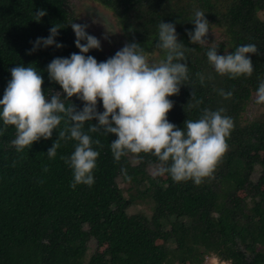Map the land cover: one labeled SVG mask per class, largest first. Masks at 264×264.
Listing matches in <instances>:
<instances>
[{
	"label": "trees",
	"instance_id": "16d2710c",
	"mask_svg": "<svg viewBox=\"0 0 264 264\" xmlns=\"http://www.w3.org/2000/svg\"><path fill=\"white\" fill-rule=\"evenodd\" d=\"M69 1L0 0V97L11 78L10 69L17 64L41 72L46 95L60 91L49 81L46 67L55 57L79 52ZM94 1L115 13L128 43H138L144 53L158 51L163 59L157 46L158 25L174 24L183 44L188 80L178 94L168 97L173 107L166 118L182 128L186 119H198L205 108L223 109L222 114L233 121L228 147L211 177L198 185L187 180L172 187L147 172L160 163L151 153L129 152L115 160L110 150L115 134L104 141L102 129L89 132V124L96 123L93 118L84 123L83 131L99 141L92 145L99 152L94 183L70 187L72 170L62 157L71 154L77 141L67 138L71 121L65 114L50 138L34 141L20 152L11 144L14 126H5L0 133V264H201L205 255L230 264H264V190H260L264 159L255 166L249 158L255 149L264 151V111L246 124L241 121L242 111L264 80V0ZM41 9L45 15L37 21L35 13ZM196 10L204 12L209 28L223 30L224 42L211 46L189 41L186 30L193 29L190 21ZM53 25L59 28L55 40L62 47L30 52L32 42L47 37ZM247 43L257 47V53L246 54L253 65L250 76L219 75L207 60L209 47H217L223 55ZM85 55L98 62L111 57L101 48ZM221 90L232 95L225 98ZM69 100L64 101L66 107L72 103L81 110L83 102L75 95ZM97 111H103L99 100ZM61 130L65 138L59 137ZM54 141L59 147L49 159L47 150ZM255 173L258 179L253 178ZM120 177L130 179L136 191L116 202L111 185ZM252 187L253 193L235 199ZM132 204H148L151 215L141 210L131 220L127 210ZM91 225L108 232L107 247L88 257L91 236L86 226Z\"/></svg>",
	"mask_w": 264,
	"mask_h": 264
},
{
	"label": "clouds",
	"instance_id": "9594fccd",
	"mask_svg": "<svg viewBox=\"0 0 264 264\" xmlns=\"http://www.w3.org/2000/svg\"><path fill=\"white\" fill-rule=\"evenodd\" d=\"M38 20L45 15L44 10L35 13ZM190 21L194 25L186 30L189 41L203 45L209 31V23L204 12L196 10ZM74 32V45L79 52L68 57H55L46 67L49 81L60 86V91L46 95L42 90L43 77L36 67L17 64L10 69L11 78L0 97V133L4 127L15 128V138L11 144L17 152L30 147L34 141L52 136L65 114L71 121L67 138L77 141L68 157H62L72 170L70 187L77 184L91 186L94 183L93 170L99 155L89 134L83 131L84 123L88 131L100 129L104 134H115L110 150L115 160L127 153H151L160 162L156 174L167 173L173 181L191 180L200 184L205 177H211L218 161L227 149L228 137L233 121L223 115V109H203L198 119H186L178 128L166 118L173 107L168 99L179 93L181 85L188 80V66L184 63L182 41L177 38L173 23L161 21L158 25L157 46L164 52V59L150 63L144 50L136 42L126 43L114 55L98 62L90 50H99L100 40L86 32L87 24L70 23ZM58 27L49 28L47 37H37L32 42L35 51L38 47L55 45ZM83 41V43H82ZM257 53L253 43L237 46L234 51L218 54L217 47H209L206 57L219 75L235 78L250 76L253 65L249 55ZM203 83V77H201ZM220 94L225 98L231 91ZM76 96L83 102L77 111L71 103L64 101ZM255 103L264 104V80L260 81L255 92ZM103 111H97V102ZM70 101V100H69ZM65 138V131L59 132ZM59 147L54 141L47 155L52 159Z\"/></svg>",
	"mask_w": 264,
	"mask_h": 264
},
{
	"label": "rangeland",
	"instance_id": "374dc122",
	"mask_svg": "<svg viewBox=\"0 0 264 264\" xmlns=\"http://www.w3.org/2000/svg\"><path fill=\"white\" fill-rule=\"evenodd\" d=\"M70 10L72 11V15L74 17V23L79 24H87L86 32L94 35L100 40L101 49L105 55H114V53L123 47L126 43H128L127 38H125L123 31L119 25L118 19L115 16V13L108 8H106L101 3L94 0H70L69 1ZM226 38L225 33L218 26H212L209 28L207 33L206 42L204 45L216 46L220 42H224ZM146 58L150 63L159 62L163 58L161 57L158 51L153 53H144ZM255 93L251 95L250 100L245 106L244 110L241 113V121L243 124H246L253 119L260 117L263 113V107L261 104L255 103ZM104 141L110 140L109 134H104L102 131L101 134ZM249 158L252 162H254L255 166L259 164L264 159V151L255 149L253 150ZM137 165L136 162L133 165ZM159 163H155L147 168V172L152 177H160V179L166 184L172 187H175L179 184V182H175L172 180L169 174H156V167ZM138 172L137 169L134 171ZM258 174L255 173L253 175L254 179H258ZM111 197L113 201L120 202L124 199L129 198L130 194L136 191V188L132 186V182L130 179L118 178L115 183L111 185ZM260 190H264V182L260 181ZM254 188H249L246 191H240L238 195L235 197L242 198L246 195V193H253ZM135 194V193H134ZM139 203H141L138 200ZM144 211L151 215V211L148 209V204H132L127 213L129 214L131 220L133 217L139 213V211ZM119 228V225H115ZM86 230L90 234V243L89 247L86 250L87 256L90 257L95 253H99L105 250L107 247V236L108 232L102 231L96 225L86 226ZM65 254L61 251L60 258H64ZM209 255H205L204 258ZM204 258L201 264H204Z\"/></svg>",
	"mask_w": 264,
	"mask_h": 264
},
{
	"label": "built area",
	"instance_id": "2783aa9c",
	"mask_svg": "<svg viewBox=\"0 0 264 264\" xmlns=\"http://www.w3.org/2000/svg\"><path fill=\"white\" fill-rule=\"evenodd\" d=\"M204 264H230L228 261L220 260L215 255H209L204 258Z\"/></svg>",
	"mask_w": 264,
	"mask_h": 264
}]
</instances>
